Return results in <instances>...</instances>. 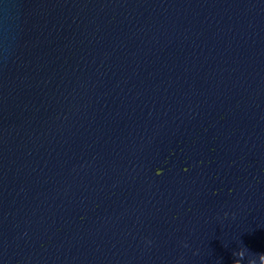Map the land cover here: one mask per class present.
<instances>
[{"label":"water","instance_id":"water-1","mask_svg":"<svg viewBox=\"0 0 264 264\" xmlns=\"http://www.w3.org/2000/svg\"><path fill=\"white\" fill-rule=\"evenodd\" d=\"M262 257L264 0H0V264Z\"/></svg>","mask_w":264,"mask_h":264},{"label":"clouds","instance_id":"clouds-1","mask_svg":"<svg viewBox=\"0 0 264 264\" xmlns=\"http://www.w3.org/2000/svg\"><path fill=\"white\" fill-rule=\"evenodd\" d=\"M157 174H160L159 171L157 172ZM262 258H264V257H262Z\"/></svg>","mask_w":264,"mask_h":264}]
</instances>
